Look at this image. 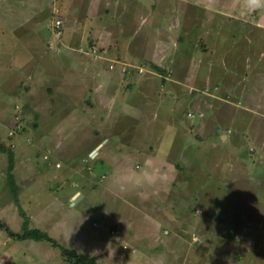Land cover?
I'll return each mask as SVG.
<instances>
[{
	"label": "crops",
	"instance_id": "crops-1",
	"mask_svg": "<svg viewBox=\"0 0 264 264\" xmlns=\"http://www.w3.org/2000/svg\"><path fill=\"white\" fill-rule=\"evenodd\" d=\"M22 1L6 2L5 7H0L2 24L0 37L8 38L7 42L15 39L11 37L13 25L11 26L7 12L16 13L15 10L18 11L19 8L17 5ZM93 2V0L77 1V6L83 3V7H78L76 10L81 12L77 16V22L79 18L80 22L83 18H92L95 15L86 12L89 10L88 5ZM117 3L124 6L123 15L120 14L118 19L119 23L111 29L105 27V31L101 30L108 47H111L108 53L121 60H148L151 68L148 73L128 72L123 75L117 70L108 71L105 65L95 66L88 64L89 62L63 60L62 54L68 49L67 33L64 41L57 39L59 46L54 45L49 39L50 42L46 40L43 45L41 44V48H38L34 41L37 37L40 39L43 34L39 30L36 32L32 29L34 17L38 15L36 10L28 13L32 16L21 19L24 23L25 18H33L29 23L21 26L23 28L21 38L24 36L33 38V47L27 51L26 57L24 54V57L21 56L18 50H10L12 48L9 47L0 50V116L6 115L10 110L12 98L16 94L21 95L23 101L29 103L30 107L39 108L34 103L36 100L34 79L38 82L41 80L49 82L50 85L44 97L43 110L49 118L46 120L48 135L45 139L49 143V158L46 160L47 164L45 163L48 170L43 172L38 166L41 172L31 171V157L17 160V155L29 147L24 144H7L11 149L9 151H13L12 170L9 172L7 165L5 175L2 179L0 177V191L10 194L11 199L5 198V201L0 202V211L4 207L12 210L15 207L20 209L19 214L21 211L25 213L23 206H17L20 204L18 196L22 190L19 180L36 181L37 178H34L38 174L39 177L42 176L44 182L48 179L52 182L59 181V177L55 176L56 170H61L62 167L56 168L58 166L55 163L66 160L68 164L65 168L77 164L76 167L82 170L87 165V170H82L80 176H86L94 184L97 183L101 196L103 193L113 196L115 201L121 203V209L125 204L133 205L135 202L140 204L139 208L136 206L140 212L133 220L127 217L124 223L117 219L119 222L117 234L120 237L117 234L110 236L112 244L118 242L115 248H111V242L106 241L107 237L104 234L107 219L103 227L98 224L94 227L90 223V226L85 228L80 220L91 214L93 210L101 214L99 204H95L97 200L91 202L87 193L79 189L75 190L69 198L71 201L72 198L74 201L79 199L82 210L74 221L85 229L84 235L81 234L80 242H75L78 247L77 252L93 256L100 262V257L93 253L92 249L100 247L101 257L119 262V256H122L130 261L126 264H134L137 254L124 257L118 250L119 244L124 241L133 245L140 244L142 249H151L152 251L145 255H152L150 260L153 264H164L162 260L165 261L166 257H174L175 262L181 264H264V126L255 136V144H236L238 150L221 145L234 138L241 128H248L252 123V120L246 122L242 118L255 114L264 117V104L259 103L264 102V99L260 98L264 95V90L259 91L258 86L261 83L264 85V75L261 74L260 77L258 71L253 72V69L260 65L257 60L260 55L254 54L256 45L260 42L259 36L254 35L257 31L242 32L241 40L238 41L242 43L238 44L240 50H236L235 54L231 55L238 57L237 71H230L224 64L219 68L223 72L220 74L221 78L216 74L213 77L218 79H215L205 75L208 68L203 66V73L198 77L199 80H196L199 69L195 71L194 76L192 68L195 66L191 65L193 57L185 62L181 61L177 58L179 55L177 50L174 52L171 50L172 45L168 40L161 39L163 40L161 41L159 36L156 39L155 32L167 33L169 37L173 33L161 28V23L152 18L153 14L146 11L145 2L117 0ZM139 4L142 5L138 7ZM38 13L43 14L39 18L46 19L45 26L48 27L50 11H45L43 7L38 9ZM17 20L19 21V18ZM179 20L176 17L167 21L173 26ZM90 24L91 20L85 24V27ZM104 25L99 26L104 27ZM14 33L18 35V32L14 31ZM162 45L165 50L166 48L171 50L170 53L161 52ZM45 46L54 51L53 56L50 55L49 49H44ZM74 52L75 50L72 56L78 57ZM42 54L45 56V61L34 59L37 55L43 56ZM225 62L226 60L223 63ZM169 70L172 71L171 78L164 75ZM232 77L236 79L235 83L230 82ZM254 82H257L256 85ZM23 83L27 84V90L18 92L16 89ZM213 83H221L218 84L221 89L229 88L234 93L237 92L241 98L250 97L252 103L244 108L238 104L221 101L218 94L217 97L210 96L212 97L210 98L202 93V88L213 86ZM235 96L238 98L236 93ZM109 110H114L110 115L117 116V122H105ZM189 119L193 120L194 133L206 139L207 143L203 146H199L193 140L188 144L178 140L177 129L180 128L176 127L179 121L186 123L191 121ZM227 127L237 128L228 132ZM65 130L72 131L75 138L81 137L86 132L85 136L90 142L87 148L84 151H76L79 144H71L73 139L66 137ZM52 136H56V139ZM219 136L220 139L217 140ZM66 139L68 143L64 144ZM249 145H253L255 150L250 153L247 151L248 156L252 157L251 159L258 158L259 164L258 169H255V163L251 164L252 169L257 171L248 172L244 180L241 176H237L238 172L245 173L242 167L246 165L245 156L241 152L242 156L239 150L247 149ZM2 150L7 149L4 147ZM77 152H79L77 161L71 162ZM189 154L192 159H189L184 166L182 161H186ZM55 155L61 156L62 161L60 158L55 159ZM132 160L134 162L131 163ZM19 166L23 167L20 176L17 175ZM50 167L54 170H50ZM64 173L67 174L66 171ZM73 176L76 178L75 174ZM45 183L49 184V182ZM114 184H121V188L111 192L110 185ZM246 184L250 185V189H261L251 191L246 188ZM30 185L34 186V182ZM57 185L53 188H58ZM186 185H189L190 190ZM228 187L231 188V195L226 201L228 197H225V192ZM54 193L59 192L54 190ZM101 196L99 195V198L104 204L107 203L110 207L117 205L115 201L108 202ZM63 198L64 202H67L68 196L65 195ZM154 203L159 206L156 207ZM108 206L105 207L107 213ZM260 209L263 211L261 214L257 213ZM18 213L16 210V216ZM101 218L103 220L102 215ZM128 224L131 226H126ZM63 225L67 226L68 223L60 221L54 227ZM8 226L10 227L9 224ZM76 228L77 226L74 230ZM7 239L11 240L10 242H23L9 237ZM71 239L75 240L70 237L69 241ZM27 245L31 247L29 251L37 246L28 243Z\"/></svg>",
	"mask_w": 264,
	"mask_h": 264
},
{
	"label": "rangeland",
	"instance_id": "rangeland-1",
	"mask_svg": "<svg viewBox=\"0 0 264 264\" xmlns=\"http://www.w3.org/2000/svg\"><path fill=\"white\" fill-rule=\"evenodd\" d=\"M24 1V2H23ZM18 8V11L14 10V12H7V16H10V22L12 28V34L11 37L15 39H10L8 42V38L0 37V50L4 49L6 50L8 47L12 48L10 50L12 51H19L20 55L26 57L25 54H27V51H30L33 47V38L29 36L28 38L26 36L22 37V27L23 24L29 23L31 21V18H25L24 23L21 22V19L25 16H32L28 13H31L32 11L36 10L37 17L35 18L36 25H34V22L32 23V29L37 32V30L42 32V36H40V39L37 37L35 39V44L38 48H41V44L43 45L44 42H50L49 39L53 42L54 45H60L59 42H57V39L65 40V36L67 33V45L68 49L65 53H63V60H78L83 62H89L88 64H93L95 66H104L107 68L108 71H118L120 74H126L128 72H134V73H148L151 68L148 65V60H141V61H133V60H121L118 58H114L110 56L108 53V49L111 47H108L106 43V38L103 37V31H105V27L112 28L115 25L119 23L118 19L120 14L123 15V9L124 6L121 3H117V0H100L98 3V0H93L94 2L90 5H88V11L87 13H95V15L92 18H83L80 22V18L77 22V16L81 14V12H76L78 7H83V3L77 6V1L80 2L81 0H23ZM110 1V2H109ZM140 2H145L144 7L146 11L153 14L152 18L157 19V22L159 21L161 23V28L170 30L173 35L171 37L168 36L167 33H156L155 37L159 36L160 39L168 40L173 50H177V58L181 61H186L191 59L192 57V66H195L193 69V75L195 76V71H198L196 75V80H199L198 77H201L202 75V67L208 68L205 72V75L207 74L210 77H213L216 74H223V72L219 69L222 68L225 64V67H228L230 71H237L239 62L236 61L238 57H232L231 55L235 54L236 50H240V46L238 44H242L241 42L238 43L239 40H241V35L243 33H247L251 30H256L257 32H254V35L259 36V44L256 46V53L255 55H260L257 57V60H259L260 65L256 67L255 70L253 69V72L258 71L260 77L264 75V3L257 5L252 2V0H139ZM7 3H13L14 0H1L0 1V7H5V4ZM92 2V1H91ZM135 2V0H134ZM95 3V4H94ZM93 5V6H92ZM142 4H139L141 6ZM44 7L45 11H50L49 14V23L48 27L45 26L46 19L39 18V16H43V14L38 13V9H42ZM47 7V8H46ZM50 7V9H48ZM7 9V8H6ZM179 18V22L174 23L173 26H170L168 19L171 18V20ZM19 18V21L17 20ZM59 19L60 24L56 26L55 21ZM91 24L89 26L85 27V24L87 22H90ZM187 21V22H186ZM20 24H16V23ZM13 23V24H12ZM7 24V22H6ZM105 24V25H104ZM99 25H104V27H101ZM175 25V26H174ZM0 26L2 24L0 23ZM10 26V27H11ZM20 26V28H18ZM36 26V28H35ZM103 29V31H101ZM15 32H18V35H15ZM98 31V34L96 35ZM100 34V35H99ZM24 35V34H23ZM37 35V34H35ZM99 35V37H98ZM70 36H73L72 38ZM250 36V34H249ZM42 38L44 39L42 41ZM161 40V41H163ZM46 47V46H45ZM242 47V46H241ZM44 48V47H43ZM45 50L50 51V55H54V51H51L50 48H44ZM75 50L74 54L76 53L78 57L72 56V52ZM161 52L163 53H170L169 49L166 48V50L162 47H160ZM183 51V52H182ZM244 52V51H243ZM40 54V53H39ZM43 55V54H42ZM23 56V57H24ZM43 56L37 55V60H41L43 62L44 59ZM65 58V59H64ZM57 59V58H56ZM5 59H2V61ZM224 60H226L225 63ZM228 60H230L232 63H230ZM45 61V59H44ZM254 61V60H253ZM221 63V64H219ZM254 63V62H253ZM186 64V63H185ZM110 65L113 67L111 68ZM244 65V64H243ZM121 66H124L126 69L124 71L121 70ZM138 67H142V71H138ZM214 68H216L214 70ZM201 69V70H200ZM245 69V68H244ZM40 71H44L42 69H39ZM38 73V70H36ZM212 72V74H211ZM262 74V75H261ZM167 78H171L172 71H168V73L164 74ZM215 79H218V77H213ZM221 78V75L219 76ZM234 80V81H233ZM235 78L232 77V80L230 82L235 83ZM255 80V79H254ZM257 82H254L256 85ZM213 86H206L202 88V93L206 94V96L210 97H217V94L219 95V98H221V101L223 102H229L233 105H240L241 107L246 108V105H250V97H240V95L236 93L237 97L235 96V93L233 90H230L227 88L226 90H223L220 88L221 83H213ZM49 85V82H44L41 80V82H38L34 79V87L36 88L35 94H36V100H34V103H36L38 107L33 108L30 107L29 103H26L23 101L22 96L16 94L14 98H12V105L10 106V110L7 112L6 115L0 116V177L2 179L3 175H5V172L7 171V165L9 162L8 153L7 150H11L8 148L7 144H24L27 145L29 148L22 150L17 155V160H24L25 158L31 157V171L38 173L41 172V170L38 168V166L43 170H48L46 168V160L49 158V146L48 141H45L47 138L48 133L46 132V120H48V116L44 110L45 101L44 97L47 95V88ZM259 91L261 89L264 90V85L261 83L258 85ZM27 84L16 86V89L18 92H24L26 91ZM232 89V88H231ZM249 94V93H248ZM248 96V95H247ZM246 96V97H247ZM212 98V97H210ZM261 99H264V95L260 96ZM22 102V103H21ZM13 103L17 104L14 105ZM21 103V104H20ZM90 103V102H89ZM255 103V102H254ZM259 103L264 104V102L260 101ZM30 107V108H29ZM107 117L105 118L106 123H114L117 122V116H111L110 114H113L114 110L107 111ZM256 116V117H255ZM255 116L250 115L246 118H242L243 121L248 122L249 120H252L251 124L248 128H241L240 131H237V134H235L234 138H231V140H227L222 146L229 147V148H235L237 149L238 146L236 144H255L254 138L258 134L259 130L263 129L264 126V117H258L257 114ZM62 118V117H60ZM191 121H187L186 123H183L182 121L178 123V126L176 128L179 131L177 138L181 142H186L187 144L192 142H195L196 144H199V146H203L207 141L203 138H201L198 134L194 133V123L192 119H189ZM240 126V125H239ZM69 128V127H67ZM235 128L227 127V131L229 130H235ZM228 131V132H229ZM66 134V137L68 139L72 137L73 141L71 144H79V146L75 149L76 151H84L88 144L90 143L88 138L85 136L86 132L81 137H73L74 134L72 131H64ZM91 134V133H89ZM53 139H56V136H52ZM87 138V139H85ZM68 139H66L67 144ZM220 139L217 137V140ZM202 142L203 144H200ZM6 148L7 150L4 151L2 148ZM244 147V146H243ZM247 147V146H246ZM245 147V148H246ZM249 148V149H248ZM238 150V149H237ZM253 150H255V147L248 146L247 149L240 148V154H244L245 159V166H243L242 169L245 170V173L238 172L237 176L242 179H246L249 173H254L257 170L252 169L251 164L255 165V169H258L259 160L251 159L252 157L248 156L247 151L250 153ZM19 151V150H18ZM13 152V151H12ZM23 152H26L28 154H25ZM242 152V153H241ZM52 153V152H51ZM75 153V152H74ZM77 152L73 157L71 162L77 161ZM25 154V155H24ZM242 154V156H243ZM55 159L60 158L61 156H54ZM67 158V157H66ZM61 159V158H60ZM192 159V157L189 154V157L186 161H182L184 166L188 163V160ZM70 160V159H67ZM62 161V159H61ZM27 162V161H26ZM134 162V160L131 161V163ZM46 163V164H45ZM56 168H61L56 170V177H59V181L54 180L53 182L51 180H46L45 182H49V184H46L44 180L42 179V176L37 174V176L34 178L36 181H21L19 178L17 179L19 182H21V188L20 196H18V200L20 204H17V206H23L22 208L25 209V214L28 218H30V227H36L41 229L42 231L47 232L50 236L55 238L61 245L69 248H73L76 251H78V247L76 246L75 242H80V239L82 237L81 234L84 235L85 227L90 226V223H92V226H96L97 224L100 227L104 226V223L106 222V233L105 237H107L106 241L111 242V248H115L118 244L113 243L110 240L111 237H113L115 234L118 233V220H121L122 222H126L125 218H130L131 220L134 219V217L137 216V214L140 212L139 207L140 204L138 202H135L133 205L125 204L122 205L121 209V203L114 200L113 196L103 193V196H101L100 192L97 187V183H93L92 180H88L90 178L81 175L82 170L86 171L87 165L84 167V169L81 170L80 167H76L77 164H71L68 168H65V165L68 164L67 161L63 160V162H56L55 163ZM25 166L24 164H22ZM53 165V164H52ZM137 167V166H136ZM139 167V166H138ZM240 167V166H238ZM135 168V167H134ZM133 168V169H134ZM66 169V170H65ZM50 170H54L53 167H50ZM254 170V171H253ZM67 172L64 173V172ZM83 171V172H84ZM101 171V170H99ZM23 173V167L19 166V171H17V175L20 176L21 173ZM44 172V171H43ZM249 172V173H248ZM78 173V174H77ZM248 173V174H247ZM73 174L76 175V178L73 176ZM62 175V176H60ZM112 176V173H111ZM110 177V176H109ZM263 177V175L261 176ZM31 182H34V186H31ZM58 184V185H57ZM54 185L59 186L58 188L54 187ZM30 188H29V187ZM111 192L117 191L118 188H121V184H114L110 185ZM53 188V189H52ZM186 188L190 190L189 185H186ZM246 188L250 189V185L246 184ZM80 190L83 193L88 194L89 200L92 202L95 199V204H99V210L101 214L98 211H92L91 214L87 215L85 218H80L81 222L84 224V228L82 225L74 221V218H76L80 213L82 208V204H80V201H74V198H72L73 205H71V200L69 196L75 193V190ZM261 188L256 189H250L251 191H258ZM54 190L59 193H54ZM8 193V192H7ZM82 193V194H83ZM67 195L68 200L67 202H64L63 196ZM78 196L80 194H77ZM103 197L108 202H116L117 205L108 206V204H104L100 198ZM106 195V196H105ZM231 195V188L228 187L227 191L225 192V197H228ZM10 194H6V192L0 191V202L2 203L3 200L5 201V198H10ZM37 196L39 198H37ZM81 199V197H80ZM129 200V198H128ZM221 200V198H220ZM229 200V197L226 199V201ZM249 200H251L249 198ZM134 201V200H133ZM12 203V201H9ZM64 202V207L62 206V203ZM156 207L159 206V204L154 203ZM76 206V207H75ZM108 206V213L106 211V208ZM138 206V208L136 207ZM228 207L230 208V205L228 204ZM13 208V207H12ZM64 208V209H63ZM137 208V210H134ZM18 210L20 212V209L17 208H7L4 207L0 211V220L7 222L11 229L14 231L20 232L21 227V221L22 216L18 213V216H16L15 212ZM66 212H65V211ZM203 210V209H201ZM15 211V212H13ZM60 212H62L60 214ZM263 211L260 209L257 213L261 214ZM61 215V216H60ZM101 215L103 217V220L101 218ZM109 217V218H108ZM93 220V221H92ZM60 221L67 222L68 225H63L62 227H54V225L58 224ZM73 223V225H72ZM72 225V226H71ZM75 226H77L76 230H74ZM126 226H131V224H128ZM130 230V229H129ZM109 234V236H108ZM118 235V234H117ZM111 236V237H110ZM75 238V240H70L69 238ZM109 237V238H108ZM118 237H120L118 235ZM238 237V236H236ZM8 236L5 232L0 230V264H67L66 261H64L60 255L59 251L52 246H50L45 241H31V240H22L23 242L17 243L16 241H12L7 239ZM10 238V237H9ZM138 239V238H137ZM197 239V238H196ZM14 240V239H13ZM16 240V239H15ZM140 240V238H139ZM28 244H36L37 246L32 247V251H29L31 247H28ZM120 248L118 249L121 254L124 257L132 256L133 254L136 255V260L134 264H153V261L150 260L151 256L145 255L149 254L148 252H151L152 250H146L142 249V246L140 244L133 245V243H127L122 241L119 244ZM24 249H21L23 248ZM93 253H95L99 258V261L102 264H126L130 261H128L126 258L120 257V261L116 262L115 260H111L105 257H101L99 252H102V249L100 247H94ZM91 249V251H92ZM165 261L162 260L164 264H175V258L166 257L164 258ZM99 262V263H100ZM181 264V263H176Z\"/></svg>",
	"mask_w": 264,
	"mask_h": 264
},
{
	"label": "trees",
	"instance_id": "trees-1",
	"mask_svg": "<svg viewBox=\"0 0 264 264\" xmlns=\"http://www.w3.org/2000/svg\"><path fill=\"white\" fill-rule=\"evenodd\" d=\"M6 151V150H4ZM9 164L8 169L9 172L12 170V152L7 150ZM9 178L12 180L11 175L9 174ZM15 188V187H14ZM22 216V224L20 232L14 231L11 229L8 224L0 220V230L6 233V235L10 238L16 240H25L30 239L33 241H45L53 248L59 251L60 257L66 261L67 264H100L93 256H90L86 253L77 252L73 248L65 247L61 245L55 238L50 236L47 232L42 231L36 227H29V218L27 215L21 211Z\"/></svg>",
	"mask_w": 264,
	"mask_h": 264
},
{
	"label": "built area",
	"instance_id": "built-area-1",
	"mask_svg": "<svg viewBox=\"0 0 264 264\" xmlns=\"http://www.w3.org/2000/svg\"><path fill=\"white\" fill-rule=\"evenodd\" d=\"M55 23H56V26H58L59 24H60V20L59 19H57L56 21H55ZM110 67L112 68L113 66L112 65H110ZM126 68L124 67V66H121V70L122 71H124ZM138 69V71L140 72V71H142V67H138L137 68Z\"/></svg>",
	"mask_w": 264,
	"mask_h": 264
},
{
	"label": "clouds",
	"instance_id": "clouds-1",
	"mask_svg": "<svg viewBox=\"0 0 264 264\" xmlns=\"http://www.w3.org/2000/svg\"><path fill=\"white\" fill-rule=\"evenodd\" d=\"M253 3L260 5L262 3H264V0H252Z\"/></svg>",
	"mask_w": 264,
	"mask_h": 264
}]
</instances>
